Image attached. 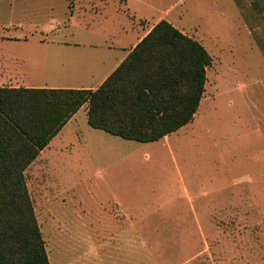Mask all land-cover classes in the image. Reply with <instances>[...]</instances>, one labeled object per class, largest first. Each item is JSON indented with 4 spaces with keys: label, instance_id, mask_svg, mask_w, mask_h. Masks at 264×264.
Listing matches in <instances>:
<instances>
[{
    "label": "rangeland",
    "instance_id": "374dc122",
    "mask_svg": "<svg viewBox=\"0 0 264 264\" xmlns=\"http://www.w3.org/2000/svg\"><path fill=\"white\" fill-rule=\"evenodd\" d=\"M126 2L0 0V87H98L105 43L137 36ZM151 2L150 29L166 20L212 59L200 106L154 143L76 113L25 171L49 264H264V20L248 1ZM128 227L147 259L124 239L98 250Z\"/></svg>",
    "mask_w": 264,
    "mask_h": 264
},
{
    "label": "trees",
    "instance_id": "16d2710c",
    "mask_svg": "<svg viewBox=\"0 0 264 264\" xmlns=\"http://www.w3.org/2000/svg\"><path fill=\"white\" fill-rule=\"evenodd\" d=\"M233 1L264 20V0ZM211 62L161 20L97 89L0 87V264H49L25 171L83 106L93 129L158 142L193 121Z\"/></svg>",
    "mask_w": 264,
    "mask_h": 264
},
{
    "label": "crops",
    "instance_id": "0c3cea01",
    "mask_svg": "<svg viewBox=\"0 0 264 264\" xmlns=\"http://www.w3.org/2000/svg\"><path fill=\"white\" fill-rule=\"evenodd\" d=\"M124 2L126 5V3H127L126 0H124ZM151 3H152L151 0H129L128 6L132 12L128 8L127 9L132 14V16H131V19H132L131 20V31L137 34V36L135 37L136 39L130 44H124L120 40L105 43V45H104L105 55H107V56L111 55L112 64L110 65L109 69L106 71L105 75L103 76L102 81H100L99 86L119 66V64L128 56L130 51L139 43V41L145 35H147V33L150 31V17H151V15L147 14V12L150 10V4ZM126 7H127V5H126ZM160 12H161V7H160ZM159 21H161V20L155 21L154 24L151 25V28L154 25H156ZM124 30H125L124 28H121V31H124ZM98 87H95V88L88 87V88H79V89H93L94 90V89H97ZM34 88H41V87H34ZM75 115L70 119L69 122H71L74 119ZM45 149L40 153V155L37 157V159H39V157L44 154ZM117 207H118V205H117ZM118 210H119V207H118ZM119 212L122 213L120 210H119ZM126 226H127V224H126ZM121 228H124V227L122 226ZM129 228L130 227H128L126 230H122L117 235L114 234V236L109 234V236H108L109 238L107 237V241H104L98 247V250L106 249V251H107V250L114 249V248H116V243L114 242V238L117 240V242H119L121 239H124L122 247L125 251L131 253L132 250H138L140 248V250H139L140 255L143 256V258L147 259L146 255L141 252V251H143L141 249V245H140L141 242L138 241L139 239L137 238V236L135 235L134 232H133V234H132V232H130ZM102 235H105V233Z\"/></svg>",
    "mask_w": 264,
    "mask_h": 264
}]
</instances>
